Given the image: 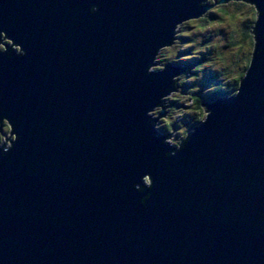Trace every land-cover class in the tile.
Returning <instances> with one entry per match:
<instances>
[{
	"label": "water",
	"instance_id": "95a60500",
	"mask_svg": "<svg viewBox=\"0 0 264 264\" xmlns=\"http://www.w3.org/2000/svg\"><path fill=\"white\" fill-rule=\"evenodd\" d=\"M230 1L251 63L172 147L153 67L216 4L0 0V264H264V0Z\"/></svg>",
	"mask_w": 264,
	"mask_h": 264
},
{
	"label": "rangeland",
	"instance_id": "374dc122",
	"mask_svg": "<svg viewBox=\"0 0 264 264\" xmlns=\"http://www.w3.org/2000/svg\"><path fill=\"white\" fill-rule=\"evenodd\" d=\"M239 2L241 1H230L223 5L216 4L213 6V2L210 0L209 4L213 7H211L209 11L216 13L222 8L223 10L229 12L235 11L239 14L235 15L234 19H231L227 14L219 13L222 14V21L209 20L208 23L204 24L200 22V19L202 18L184 23L179 27V34H177L178 37L175 40V44L172 45V47L163 49L156 60V65L153 67L154 71L163 69L164 65L167 64L166 62L168 61L172 66L186 67L185 74H190H181L177 77V92L169 95L167 99L164 98V101L166 100L168 105H173L171 108L166 107L165 109V112H169L170 117L169 115H165L164 117L159 118L156 126L160 132L161 127H164L168 122H174L177 124L180 128L178 132L173 129L174 131H170L172 133L171 138L167 139V142L172 147L177 145L176 143L180 144L182 138L185 139V132L188 130V127L183 124L185 121L189 120L193 114H195L193 99H191V102L189 103V99L187 97L191 96V93L197 92L198 89H203L205 92H208V88L202 86L203 83H205L203 79L206 77L207 72L214 71V73H218L223 69H227L225 66L231 63V58H234L232 65L233 69H237L240 65L236 57V53L239 51V46L226 49L228 35L230 33L234 34L233 32H237V30L241 27L240 18L246 16L247 8H249V6L246 5H244L245 7H238L239 5H242L239 4ZM200 61L202 66H200ZM199 66L200 69L198 71ZM185 69L183 71H185ZM190 72H192V74ZM233 75L234 74L221 76L217 79L221 82H225L224 80L230 81L232 80ZM195 83H200L201 86L196 87ZM189 84L191 85L190 87H188ZM212 87L214 89L216 86ZM185 91H189L190 95H186ZM174 100H176V102H172ZM179 100H181L180 103ZM174 104L177 105L174 106ZM184 105L186 106L184 107ZM160 113L161 108H158L151 113V116L156 118ZM205 116L206 113L200 121H203ZM9 132L10 128L8 124L5 123L4 126L0 128V133H4L3 137L0 135L1 144H9V142L6 141V139L10 138L8 137ZM163 134L168 135V133ZM148 182L149 181L147 180V183Z\"/></svg>",
	"mask_w": 264,
	"mask_h": 264
},
{
	"label": "trees",
	"instance_id": "16d2710c",
	"mask_svg": "<svg viewBox=\"0 0 264 264\" xmlns=\"http://www.w3.org/2000/svg\"><path fill=\"white\" fill-rule=\"evenodd\" d=\"M212 2H214V4L218 3V0H212ZM212 4V5H214ZM242 4V5H239ZM238 7H245L249 6V8H247V14L246 16L240 18V28L237 30V32H233L234 34L230 33L227 37V44H226V49L228 48H233L236 46H239V51L236 53V57H237V61L238 63H240L239 67L237 69H233L232 65L234 62V58H231V63L227 64L225 67L227 69H223L222 71L218 72V73H214V71H208L206 74V77H204L203 81L205 83H203V87L208 88V92H205L203 89H198L197 92H193L191 93V96L187 97L189 99V103L191 102V99H193L194 102V109H195V114H193L189 120L184 122V126L187 125V129L185 132V135L187 136L189 134V132H191L201 121L200 119L205 115V108L203 106H201L202 102L204 103H210L213 102L216 98L221 97V96H226V95H234L237 92V89L239 87L240 81L242 80V78L244 77L250 63L252 60V54L254 51V47H255V36H254V27H255V21L257 20V11L256 8L247 3V2H239ZM223 5V4H222ZM251 6V7H250ZM237 7V6H236ZM227 14L231 19L235 18V15H238V12H229L226 10H223L222 8L220 10H218L215 13V17L216 19H210L211 21H222L223 19L221 18L222 14ZM209 21V20H208ZM208 21L206 20H200L201 23H208ZM179 34V33H178ZM184 35V34H183ZM181 36V35H179ZM184 37V36H183ZM189 51V50H188ZM194 58V57H191ZM166 63H169L168 61ZM200 66H202L201 61H200ZM200 66L198 68V71L200 69ZM185 69V67H184ZM186 73V69L184 72H181L180 75L185 74ZM192 74V72H190ZM188 75H190L189 73H187ZM185 74V75H187ZM230 74H234L232 80H224L225 82H221L220 80H218L221 76H228ZM218 78V79H217ZM216 83V84H214ZM178 84V80L176 82V86ZM191 85L189 84L188 87H190ZM196 87H200V83H195ZM212 86H216L214 89ZM211 88V89H210ZM178 90V87L176 88ZM210 90V91H209ZM186 95H190V92H186ZM172 102H176V100L172 101ZM181 102V100H179V103ZM165 105V103H164ZM177 104H174V106H176ZM186 105H184L185 107ZM193 106V105H192ZM191 106V108H192ZM168 114V112H166V115ZM170 117V115H169ZM191 119V120H190ZM6 122H4L5 124ZM4 124L2 126H4ZM9 126V125H8ZM1 127V126H0ZM183 127V126H182ZM10 128V127H9ZM178 130L180 129L176 123L174 122H168L164 127H161V130L159 133H168V136H170V131L172 130ZM173 130V131H174ZM0 135L3 137L4 133H0ZM11 138V130L9 132V136ZM9 139V138H8ZM6 139V140H8ZM184 141V139L182 138L180 141V144ZM177 145H180L178 143H176ZM175 145V146H177ZM149 180V179H148Z\"/></svg>",
	"mask_w": 264,
	"mask_h": 264
},
{
	"label": "flooded vegetation",
	"instance_id": "af4514ba",
	"mask_svg": "<svg viewBox=\"0 0 264 264\" xmlns=\"http://www.w3.org/2000/svg\"><path fill=\"white\" fill-rule=\"evenodd\" d=\"M212 4H214V2L212 3ZM216 19V17H215V13L213 12V11H208L206 14H205V16L202 18V19H200V20H206V21H208V20H210V19ZM177 87H178V85H177ZM219 98V97H218ZM218 98H216V99H218ZM167 99V98H166ZM215 99V100H216ZM214 100V101H215ZM166 101V100H165ZM164 101V103H165V108L166 107H169V108H171L173 105H168V103H167V101L165 102ZM165 115H166V112H165ZM167 115H169V112H168V114Z\"/></svg>",
	"mask_w": 264,
	"mask_h": 264
},
{
	"label": "clouds",
	"instance_id": "9594fccd",
	"mask_svg": "<svg viewBox=\"0 0 264 264\" xmlns=\"http://www.w3.org/2000/svg\"><path fill=\"white\" fill-rule=\"evenodd\" d=\"M242 2H243V1H242ZM204 16H205V15H204ZM204 16H203V17H204ZM203 17H202V18H203ZM182 25H183V24H182ZM178 33H179V28H178ZM177 37H178V36H177ZM174 44H175V43H174ZM174 44H173V45H174ZM168 64H169V63H168ZM169 65L172 66L171 64H169ZM172 67H179V66H172ZM179 75H180V74H179ZM179 75H178V76H179ZM178 76H177V77H178ZM0 144H1V142H0ZM4 144H5V143H4ZM4 144H1V145H4Z\"/></svg>",
	"mask_w": 264,
	"mask_h": 264
},
{
	"label": "bare ground",
	"instance_id": "6f19581e",
	"mask_svg": "<svg viewBox=\"0 0 264 264\" xmlns=\"http://www.w3.org/2000/svg\"><path fill=\"white\" fill-rule=\"evenodd\" d=\"M186 68V67H185ZM10 139V138H9ZM9 139L8 140H6L7 142H9Z\"/></svg>",
	"mask_w": 264,
	"mask_h": 264
}]
</instances>
